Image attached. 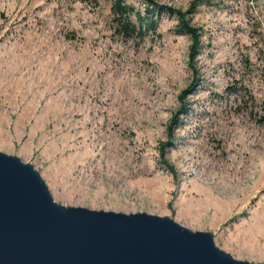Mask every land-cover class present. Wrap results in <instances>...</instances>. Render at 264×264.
Wrapping results in <instances>:
<instances>
[{
	"label": "rangeland",
	"instance_id": "obj_1",
	"mask_svg": "<svg viewBox=\"0 0 264 264\" xmlns=\"http://www.w3.org/2000/svg\"><path fill=\"white\" fill-rule=\"evenodd\" d=\"M153 1L186 12L194 0ZM202 2L190 62L166 13L159 37L126 41L110 2L0 0V153L60 206L169 218L264 264V0Z\"/></svg>",
	"mask_w": 264,
	"mask_h": 264
},
{
	"label": "water",
	"instance_id": "obj_2",
	"mask_svg": "<svg viewBox=\"0 0 264 264\" xmlns=\"http://www.w3.org/2000/svg\"><path fill=\"white\" fill-rule=\"evenodd\" d=\"M0 264H250L169 218L56 204L30 164L0 153Z\"/></svg>",
	"mask_w": 264,
	"mask_h": 264
},
{
	"label": "trees",
	"instance_id": "obj_3",
	"mask_svg": "<svg viewBox=\"0 0 264 264\" xmlns=\"http://www.w3.org/2000/svg\"><path fill=\"white\" fill-rule=\"evenodd\" d=\"M77 2L85 3L88 5L97 6L100 1L110 2L111 3V17L114 33L126 41H144L146 38L155 39L159 37L157 33L159 26V17L161 13H166L168 16H174L177 20V25L175 28L176 33L187 35L191 45L189 48V61L193 62L199 55L201 51V39H202V30L193 26L189 20L188 15L195 13L197 7L202 4V0H194L191 3L189 10L186 12H181L175 10L171 7L164 5H159L153 0H139L142 10L135 8L134 5L128 3L126 0H74ZM197 72L193 71V83L192 85L183 93H190L192 88L197 82ZM241 87V86H240ZM238 90H244L243 98H246L244 103L250 105L251 108L255 107V97L249 91H246L245 88H237V86H229L226 88V92L236 93ZM181 96V98L183 97ZM185 111V106L183 108ZM182 112V110H181ZM180 112V113H181ZM253 109H250V115H252ZM175 123H178V120L174 119ZM258 123L264 124V117L260 116L258 118ZM164 152V151H162ZM162 157V156H161ZM159 163L164 166L165 169H168L166 162L160 159ZM171 171V170H170ZM172 173V172H171Z\"/></svg>",
	"mask_w": 264,
	"mask_h": 264
}]
</instances>
